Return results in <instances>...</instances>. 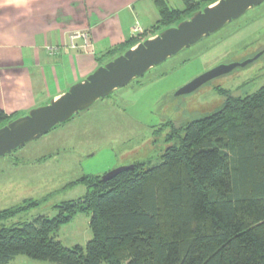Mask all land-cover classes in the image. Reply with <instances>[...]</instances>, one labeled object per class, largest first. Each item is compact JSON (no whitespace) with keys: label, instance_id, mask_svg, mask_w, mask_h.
Returning a JSON list of instances; mask_svg holds the SVG:
<instances>
[{"label":"trees","instance_id":"obj_1","mask_svg":"<svg viewBox=\"0 0 264 264\" xmlns=\"http://www.w3.org/2000/svg\"><path fill=\"white\" fill-rule=\"evenodd\" d=\"M216 1L180 0L177 8L151 0L157 22L97 61L113 60ZM224 95L218 110L178 128L170 123L169 145L154 165L133 163L105 181L85 175L79 181L87 193L56 206L55 216L0 227V264L19 255L54 264H264V85ZM16 118L0 109V127ZM83 212L92 238L63 246L54 234Z\"/></svg>","mask_w":264,"mask_h":264},{"label":"rangeland","instance_id":"obj_2","mask_svg":"<svg viewBox=\"0 0 264 264\" xmlns=\"http://www.w3.org/2000/svg\"><path fill=\"white\" fill-rule=\"evenodd\" d=\"M81 2L83 6L91 5ZM167 2L172 7H182L180 0ZM97 4L95 10L99 11ZM142 25L133 24L139 27L135 35L140 38ZM88 50H92L91 46ZM258 54L261 56L257 60L243 68L214 78L190 94L175 95L179 88L218 64L244 62ZM262 85L264 2L115 89L47 134L0 157V212L22 207L7 219L0 218V227L16 226L39 216H55L56 206L87 193L89 188L79 181L85 175L102 177L133 163L154 165L169 145L166 136L170 123L181 127L221 108L224 94L243 96ZM89 219L88 213H78L60 226L55 239L68 248L85 246L92 238ZM9 264L54 263L19 255Z\"/></svg>","mask_w":264,"mask_h":264},{"label":"crops","instance_id":"obj_3","mask_svg":"<svg viewBox=\"0 0 264 264\" xmlns=\"http://www.w3.org/2000/svg\"><path fill=\"white\" fill-rule=\"evenodd\" d=\"M82 1L91 5L0 0V109L6 114L24 116L59 97L102 65L98 57L135 38L134 22L146 31L158 20L151 0ZM79 32L89 33L92 50L70 47L71 35Z\"/></svg>","mask_w":264,"mask_h":264},{"label":"water","instance_id":"obj_4","mask_svg":"<svg viewBox=\"0 0 264 264\" xmlns=\"http://www.w3.org/2000/svg\"><path fill=\"white\" fill-rule=\"evenodd\" d=\"M263 2L264 0H217L195 12L189 19L139 42L96 68L85 79L72 85L67 92L52 99L50 103L34 108L26 115L0 127V157L11 154L47 134L57 125L88 109L97 100L109 96L117 88L126 86L152 67L215 33L242 16L248 9ZM260 56L261 54H258L244 62L218 64L179 88L175 95L190 94L210 80L226 75L236 68H243ZM128 169H133V166L113 169L104 174L101 180H109Z\"/></svg>","mask_w":264,"mask_h":264},{"label":"built area","instance_id":"obj_5","mask_svg":"<svg viewBox=\"0 0 264 264\" xmlns=\"http://www.w3.org/2000/svg\"><path fill=\"white\" fill-rule=\"evenodd\" d=\"M139 27L135 26L133 28V32L137 33ZM81 39L82 40V44L78 45L76 43V40ZM89 35L86 34V32H79V33H75L70 37V47L72 49H76V48H80V49H87L90 45L89 43ZM47 50H49V52L52 53L53 50H51V48H47Z\"/></svg>","mask_w":264,"mask_h":264}]
</instances>
